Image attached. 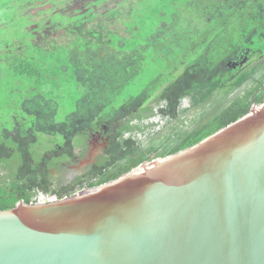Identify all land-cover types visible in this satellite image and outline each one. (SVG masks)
<instances>
[{
	"label": "trees",
	"instance_id": "obj_1",
	"mask_svg": "<svg viewBox=\"0 0 264 264\" xmlns=\"http://www.w3.org/2000/svg\"><path fill=\"white\" fill-rule=\"evenodd\" d=\"M76 1L0 0L1 168L16 157L13 178L25 177L13 191L1 188L0 210L31 203L37 189L63 198L114 180L264 102V0H114L104 13L95 8L113 0L73 8ZM39 8L33 21L29 10ZM47 27L63 36L51 39ZM188 111L195 117L181 127ZM156 115L175 125L160 139L137 140ZM104 127L113 174L52 190L51 175L32 161L39 137L70 159L76 137Z\"/></svg>",
	"mask_w": 264,
	"mask_h": 264
},
{
	"label": "water",
	"instance_id": "obj_2",
	"mask_svg": "<svg viewBox=\"0 0 264 264\" xmlns=\"http://www.w3.org/2000/svg\"><path fill=\"white\" fill-rule=\"evenodd\" d=\"M0 264H264V102L114 180L0 210Z\"/></svg>",
	"mask_w": 264,
	"mask_h": 264
},
{
	"label": "flooded vegetation",
	"instance_id": "obj_3",
	"mask_svg": "<svg viewBox=\"0 0 264 264\" xmlns=\"http://www.w3.org/2000/svg\"><path fill=\"white\" fill-rule=\"evenodd\" d=\"M186 99L187 100L185 102L184 101L182 102L183 108H185L186 105L188 107L192 105L191 98L187 97ZM204 106L208 107L209 103L204 104ZM191 112L193 113V111ZM209 112L213 114L215 112V109L209 108ZM185 126L187 127V125ZM14 133H15L14 131L11 132V135ZM107 133H108V130L106 127H104L102 130H97V131L90 133L92 137H94V140L102 139L104 144H102L100 148L98 149L97 148L92 149L88 147L87 145L83 144V147L80 152L84 158L79 160V164L76 167H74L73 165H70V163L75 158L76 159L78 158L74 154V149H73V156L70 159H68L67 156H63L65 151L61 150L59 147L57 151H54V148H55L54 143L50 142L49 138L44 137V136L39 137V146L37 147V153L36 155H34V158L32 161L35 162V164L40 163L43 169L47 170L49 175H51L52 190L53 189L60 190L61 187H67L72 183L79 184V182L81 181H84L85 185L89 182H92V183L96 182L100 178V176L102 175L110 176L115 171V168L112 164L109 166H106V161L110 157L106 153V150L109 144V135ZM128 135L129 134H126L125 136L127 137ZM147 135H149V133ZM0 139H1V132H0ZM149 156H151V154ZM41 158H42V161H40ZM19 163H20L19 159L14 157L13 160L10 161V164H12L13 168L11 167L10 164H8L7 166L3 165L1 168V145H0V201H1V188H7L9 191H13V189L11 188L12 184H15V183L19 184L25 179L24 175L23 177H21V179H19L18 177L13 178V176H16L17 174V168L19 166ZM104 167H107V170L99 174V170H101ZM54 169H56L57 171L56 173H54ZM61 170H62V173L60 174L59 171ZM64 170H66V173L64 172ZM65 178L67 179V181L63 182V179ZM34 193L35 195L32 196L31 202H37L39 200L44 201V200H47L45 199V196H48V197L53 196V195H49L48 193L42 192L38 189L35 190ZM64 197H67V196H63V198ZM54 198L56 200L62 199V198H58L57 196H55Z\"/></svg>",
	"mask_w": 264,
	"mask_h": 264
},
{
	"label": "rangeland",
	"instance_id": "obj_4",
	"mask_svg": "<svg viewBox=\"0 0 264 264\" xmlns=\"http://www.w3.org/2000/svg\"><path fill=\"white\" fill-rule=\"evenodd\" d=\"M120 0L117 1V3L119 2ZM77 3L73 4V8H78V7H81V4L79 5V2L80 0H77L76 1ZM114 0L113 1H109L101 6H98L96 7L95 9L99 11V13H104V11L106 10H109L111 8H114L115 4H114ZM44 9V8H42ZM41 9H30L29 10V13L32 14L34 17H33V21H36L38 20V17H37V14L38 12L40 11ZM39 24V23H38ZM114 26H111V28H113ZM64 28H59L57 30H54L50 27H47L45 29H43V33L45 35H48L51 39H54V38H57L58 36H63V33H64ZM239 92V91H238ZM237 92V93H238ZM0 99H1V94H0ZM186 105V104H184ZM190 107V106H189ZM187 105L185 106V108H189ZM195 111H193V113L191 111H188L184 114H182L180 117L183 120V124L181 127H184V123H189L190 121H192L195 117ZM175 124L174 123H167L166 121L160 119L157 115L155 116L154 119H151V120H148L145 122V125L143 126V131H141V133L138 132V134L135 133L136 135V139L143 142V143H147V134L149 133V136L152 135L151 137L153 139H160L163 134H165L167 131H169V129H171L172 126H174ZM181 125V124H180ZM135 132V131H133ZM83 137H76L74 139V154L76 157H78L77 159L75 158L71 163L70 165H73L74 167H76L78 164H79V160L80 159H83L84 157L81 155V149L83 147V144L87 145L88 147L94 149V148H100V146L103 143V140L102 139H97V140H94V137H92L91 134H88V136L86 138H83ZM87 147V149H88ZM86 148V146H85ZM84 148V149H85ZM86 150V149H85ZM85 156V154H84ZM69 163V162H68ZM11 167L13 168L12 164H11ZM13 170V169H12ZM7 172V171H6ZM56 169H54V173H56ZM60 174L62 173V170L59 171ZM64 172L66 173V170H64ZM63 172V173H64ZM59 174V175H60ZM10 176V174H9ZM67 181V179H63V182ZM55 196H51V197H48V196H45V199L47 200H52Z\"/></svg>",
	"mask_w": 264,
	"mask_h": 264
},
{
	"label": "built area",
	"instance_id": "obj_5",
	"mask_svg": "<svg viewBox=\"0 0 264 264\" xmlns=\"http://www.w3.org/2000/svg\"><path fill=\"white\" fill-rule=\"evenodd\" d=\"M55 200V198L52 199V201ZM48 201V200H47Z\"/></svg>",
	"mask_w": 264,
	"mask_h": 264
}]
</instances>
